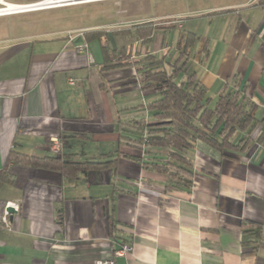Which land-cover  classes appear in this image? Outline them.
<instances>
[{"label":"crops","instance_id":"obj_1","mask_svg":"<svg viewBox=\"0 0 264 264\" xmlns=\"http://www.w3.org/2000/svg\"><path fill=\"white\" fill-rule=\"evenodd\" d=\"M148 22L152 44L99 26L0 39V264H264V0H209ZM189 33L190 72L212 104L239 93L257 129L238 132L230 153L197 141L191 190L168 192L146 165L159 153L138 141L159 98L141 89L138 67ZM52 139L58 156L100 167L71 182L24 160L57 156ZM245 224L262 228L260 244L243 245Z\"/></svg>","mask_w":264,"mask_h":264},{"label":"trees","instance_id":"obj_2","mask_svg":"<svg viewBox=\"0 0 264 264\" xmlns=\"http://www.w3.org/2000/svg\"><path fill=\"white\" fill-rule=\"evenodd\" d=\"M154 29V23L148 22L136 25L131 30L145 44H152ZM93 37L95 36L88 35V38ZM197 41L198 38L189 33L181 38L177 50H167L162 54L147 53L138 67L141 89L154 91L159 95L149 105L154 123L136 124L141 135L144 133V137L138 141L145 146V149L141 147L143 152L147 148L146 154H149V150L159 153L146 165L150 170L166 177L165 189L168 192L191 190L193 168L188 152L197 141L208 144L222 154L230 153L239 147L234 144L238 132L251 136L257 129L250 104L243 96L239 93L226 94L212 104L198 75L190 72V55ZM247 141L248 137L241 143L246 145ZM12 157L17 159L15 155ZM24 160L34 167L57 170L71 182L101 165L72 162L58 155ZM113 164L109 163L108 167ZM245 225L243 245L260 244L262 228L253 224ZM113 230L112 224V232Z\"/></svg>","mask_w":264,"mask_h":264},{"label":"rangeland","instance_id":"obj_3","mask_svg":"<svg viewBox=\"0 0 264 264\" xmlns=\"http://www.w3.org/2000/svg\"><path fill=\"white\" fill-rule=\"evenodd\" d=\"M42 0H8L15 4ZM209 0H103L79 5L0 17V39L26 36L65 37L68 32L133 28L153 17L185 12ZM186 16H183L185 18ZM173 16L170 19H177ZM174 21V20H172ZM169 21H166L167 23ZM179 31V30H178ZM181 31V30H180ZM183 31V29H182ZM181 32H176L177 36ZM71 33V34H72ZM168 39V37H167ZM143 58V57H142Z\"/></svg>","mask_w":264,"mask_h":264},{"label":"bare ground","instance_id":"obj_4","mask_svg":"<svg viewBox=\"0 0 264 264\" xmlns=\"http://www.w3.org/2000/svg\"><path fill=\"white\" fill-rule=\"evenodd\" d=\"M94 1L103 0H48L37 5H26V4H13L0 0V4L5 6V9L0 10V15H11V14H25L36 11L51 10L60 7H66L71 5H79L82 3H90Z\"/></svg>","mask_w":264,"mask_h":264},{"label":"built area","instance_id":"obj_5","mask_svg":"<svg viewBox=\"0 0 264 264\" xmlns=\"http://www.w3.org/2000/svg\"><path fill=\"white\" fill-rule=\"evenodd\" d=\"M6 2H8V0H5ZM45 1H48V0H42V1H39V2H35V3H28L26 5H37V4H41ZM54 1H57V0H54ZM10 3V2H9ZM15 4V3H13ZM1 9H5V6L3 4H0V10ZM11 15H18V14H11ZM3 16H9V15H0V17H3ZM87 48V45L85 46H82L79 48V51L80 52H83L85 49ZM69 83L70 84H74V80L73 79H70L69 80ZM62 149H63V144L62 142L59 140V139H52L51 142H50V146H49V151L54 154V155H59L61 152H62ZM9 207H12L14 208V210L16 209V211H18V206H16L15 204H7V209ZM9 212L8 210H6L3 218H2V222L4 224V226L8 229H10L9 227V221H8V216H9ZM131 251V246L129 244H124L122 245V247L116 251V256H124L126 255L127 253H129ZM98 264H113V262L111 261H107V262H99Z\"/></svg>","mask_w":264,"mask_h":264},{"label":"water","instance_id":"obj_6","mask_svg":"<svg viewBox=\"0 0 264 264\" xmlns=\"http://www.w3.org/2000/svg\"><path fill=\"white\" fill-rule=\"evenodd\" d=\"M8 212H9V213H14L13 208H9V209H8Z\"/></svg>","mask_w":264,"mask_h":264}]
</instances>
